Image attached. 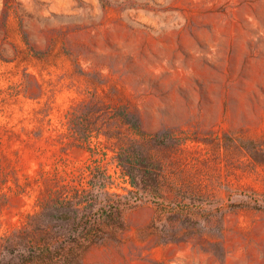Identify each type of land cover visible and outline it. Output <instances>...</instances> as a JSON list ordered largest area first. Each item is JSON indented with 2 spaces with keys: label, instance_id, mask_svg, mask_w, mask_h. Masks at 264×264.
Wrapping results in <instances>:
<instances>
[{
  "label": "rangeland",
  "instance_id": "1",
  "mask_svg": "<svg viewBox=\"0 0 264 264\" xmlns=\"http://www.w3.org/2000/svg\"><path fill=\"white\" fill-rule=\"evenodd\" d=\"M104 175L141 200L83 264H264V0H0V264Z\"/></svg>",
  "mask_w": 264,
  "mask_h": 264
},
{
  "label": "trees",
  "instance_id": "2",
  "mask_svg": "<svg viewBox=\"0 0 264 264\" xmlns=\"http://www.w3.org/2000/svg\"><path fill=\"white\" fill-rule=\"evenodd\" d=\"M125 121L137 135L146 137L137 119L131 117ZM94 134L99 135L100 129L93 125L89 130L77 128L74 131V136L80 144L78 146L83 145ZM128 154L126 160L129 161H124L120 155L119 159L123 162L128 176L134 181L136 165L141 163L133 152L129 150ZM132 184L133 187L138 188L137 183ZM109 185V180L104 175L100 178L94 177L89 189L73 188L67 191L66 187H62L50 194L40 202L43 209L41 217L45 218L39 223V236L43 238V241H39V246L36 245L27 253H21L20 250L25 248V243H14L10 239L5 246L7 256H15L21 264H83L90 248L104 238L105 233L100 222L122 229L124 211L131 209L134 203L141 200L138 192H130V198L102 200L103 191L109 194L105 191ZM158 197V193H153L154 200ZM176 208L180 207L178 205L175 208L162 207L163 211L177 210Z\"/></svg>",
  "mask_w": 264,
  "mask_h": 264
}]
</instances>
